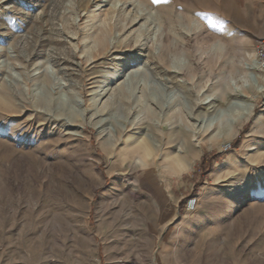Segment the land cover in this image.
<instances>
[{
	"label": "rangeland",
	"instance_id": "374dc122",
	"mask_svg": "<svg viewBox=\"0 0 264 264\" xmlns=\"http://www.w3.org/2000/svg\"><path fill=\"white\" fill-rule=\"evenodd\" d=\"M263 36L264 0H0V264H264Z\"/></svg>",
	"mask_w": 264,
	"mask_h": 264
},
{
	"label": "bare ground",
	"instance_id": "6f19581e",
	"mask_svg": "<svg viewBox=\"0 0 264 264\" xmlns=\"http://www.w3.org/2000/svg\"><path fill=\"white\" fill-rule=\"evenodd\" d=\"M102 32H103V33H101V35L103 37L102 40L100 39V41H97L95 44L97 45V47L104 46V47L107 48L108 47V43H107V40L106 39H107V36L108 35H107V33H104V31H102ZM94 38H96V37H94ZM94 48H95V46H94ZM142 52H143V50H142ZM50 57H52V56H50ZM59 62L58 63H55V65H56L55 66L56 73L59 74L61 77H68L69 76V74L67 75V72H68L67 70L68 69L63 66L64 63H59ZM246 68H247V70H253V71H260L261 72V69L258 67V65L256 64V61H254V60ZM259 79L261 80L262 83L264 82V72L261 75H259ZM257 91L260 92V89L257 88ZM130 144H128L127 147L130 146ZM182 145L184 146V143L181 144V140H179V138H175L173 140V146L171 147V149L173 148L174 151H172V150L169 151L168 150L169 153L165 154L164 159L161 162V163H163L162 166H161V168H162L161 170H162V173L164 174L163 176H165V178H169V177H171L173 175H179L181 173V160L183 158L182 157L183 152H181V146ZM144 149H145V147H144ZM147 150L148 149L146 148L145 151L147 152ZM148 152H149V150H148ZM183 161H182V163H183ZM140 166H141V168L146 167L145 164H144V161H141L140 162ZM136 182L137 181H135V183ZM128 185L129 186H133V188L136 187L133 182H132V184L130 183ZM150 185L152 186L150 188L151 189L152 196H153V199H152L153 201L152 202H153L154 206L157 208V210L159 211V213L160 214L162 213L164 215L167 212V210L169 209V198L167 196L166 186L164 184L160 183V182H157V181H155V183H153V185L152 184H150ZM126 194L131 195V192H128ZM149 203H150L149 200L148 199H145V201L143 202V206L149 208ZM37 233H39V232H37ZM36 239H37V237H36Z\"/></svg>",
	"mask_w": 264,
	"mask_h": 264
},
{
	"label": "built area",
	"instance_id": "2783aa9c",
	"mask_svg": "<svg viewBox=\"0 0 264 264\" xmlns=\"http://www.w3.org/2000/svg\"><path fill=\"white\" fill-rule=\"evenodd\" d=\"M255 60L258 67L264 70V36L258 41L255 48ZM198 200L195 196L189 197L185 204V210L188 213H193L197 207Z\"/></svg>",
	"mask_w": 264,
	"mask_h": 264
},
{
	"label": "trees",
	"instance_id": "16d2710c",
	"mask_svg": "<svg viewBox=\"0 0 264 264\" xmlns=\"http://www.w3.org/2000/svg\"><path fill=\"white\" fill-rule=\"evenodd\" d=\"M211 164L210 163H208V165H207V168H206V171L205 172H208L209 171V169H210V166Z\"/></svg>",
	"mask_w": 264,
	"mask_h": 264
},
{
	"label": "snow or ice",
	"instance_id": "6c2138e0",
	"mask_svg": "<svg viewBox=\"0 0 264 264\" xmlns=\"http://www.w3.org/2000/svg\"><path fill=\"white\" fill-rule=\"evenodd\" d=\"M153 2L155 3V0H153Z\"/></svg>",
	"mask_w": 264,
	"mask_h": 264
}]
</instances>
